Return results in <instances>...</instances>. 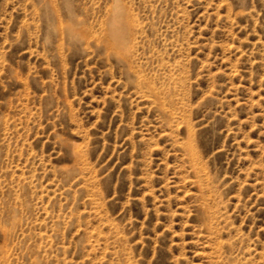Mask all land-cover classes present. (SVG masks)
Returning <instances> with one entry per match:
<instances>
[{"label":"rangeland","instance_id":"1","mask_svg":"<svg viewBox=\"0 0 264 264\" xmlns=\"http://www.w3.org/2000/svg\"><path fill=\"white\" fill-rule=\"evenodd\" d=\"M0 264H264V0H0Z\"/></svg>","mask_w":264,"mask_h":264},{"label":"bare ground","instance_id":"2","mask_svg":"<svg viewBox=\"0 0 264 264\" xmlns=\"http://www.w3.org/2000/svg\"><path fill=\"white\" fill-rule=\"evenodd\" d=\"M113 32H114V33H116V32H117V30H115V31H114V29H113V30H112V33H113Z\"/></svg>","mask_w":264,"mask_h":264}]
</instances>
